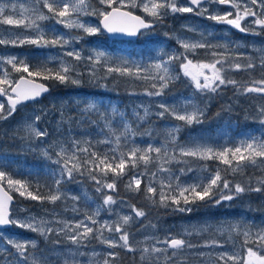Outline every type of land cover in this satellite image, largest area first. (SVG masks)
I'll return each mask as SVG.
<instances>
[{
	"label": "snow or ice",
	"instance_id": "obj_1",
	"mask_svg": "<svg viewBox=\"0 0 264 264\" xmlns=\"http://www.w3.org/2000/svg\"><path fill=\"white\" fill-rule=\"evenodd\" d=\"M101 5H107L111 11L99 12L91 7L90 0H0V25H8L17 28H24L35 33L34 36L20 37L14 33H9L8 37L0 38V45L22 46L24 44L36 45L37 47H61L73 45L82 39L80 36L65 38L63 35H55L47 38L42 27V22L56 19L59 24L67 28L82 30L86 35H94L101 30L109 33H122L129 36L143 34L153 28L154 23H162L169 13H194L199 16L223 23L238 29L241 32L249 31L242 27V21L252 17V24L264 31V0H245L240 3L237 0H187V6L181 5L179 0H130L132 8L140 7L143 12L151 18L145 20L141 16L134 15L131 11H121L120 8L111 7L114 0H99ZM27 5V6H26ZM227 5L233 11L220 14L217 10L209 13L208 6ZM124 0H120V7H124ZM45 10L46 13L45 14ZM235 13V15L233 14ZM7 13V14H6ZM99 15L102 17L101 26H92L81 19L83 16ZM19 17V18H15ZM195 31V29H189ZM259 35L260 32H253ZM209 35H211L209 33ZM199 40L180 39L179 44L184 49L182 53H166L161 51L160 58L147 65L131 60L123 55L113 56L105 51L93 50L92 54L83 57L79 51H68L67 57L73 58L74 62L85 60L89 65V76L91 79H103L106 76L116 74L121 77H131L142 79L151 83L152 91H148V96H162L165 89L171 83L179 79V75L174 70V62H180L183 75L188 77L198 94L215 93L221 86L237 85L238 82L231 79L228 73L232 71H249L256 67L264 68V48L253 49L258 54V60H254L251 54L237 52L233 55V47L229 43L213 45L208 43L203 33H200ZM237 49L239 45L235 46ZM197 49H209L213 59L210 62L193 63L188 59V55ZM215 49H222L216 51ZM167 56V59L163 57ZM183 57V60H181ZM245 60L246 63L237 61ZM11 67L12 72L22 73L18 80L10 79L7 67ZM78 65L66 62L63 59L59 62L56 71L49 69L42 64L35 70H31L27 58L17 56L0 57V96L6 99L5 103L0 102V120L11 117L18 105L30 100H36L43 93L48 91L44 84L37 83L34 78L55 79L62 84H79L80 80L74 78L80 73L77 72ZM102 69L104 77L97 74V69ZM47 73V75H45ZM24 74H27L26 76ZM243 93H258L264 95V79L252 81L250 86L243 87ZM83 103L80 113L90 124L97 121L90 119L92 115L99 117L103 127L99 129V134L104 139L98 140L97 144L109 146L108 150L100 153L92 150L91 140L80 141L72 138L69 141H57L54 145L43 150V155L59 167L51 172L53 186L47 195H39L24 181L15 180L4 170L8 165L5 158H0V228L16 226L21 229L37 233L41 237H47L52 232L63 234L76 246V251L69 250L61 257L62 264H83L80 257L87 254L80 252L85 241L97 239L101 244L107 245L109 249H123L128 252H138L141 264H187V260L178 254L184 251H191L197 247L189 239L181 237H191L207 233L210 229L220 236H226L231 242L234 235H242V248L244 255H239L238 250L231 254L227 251L217 254L215 260L220 264H264V227L253 230L251 224H241L240 222L220 223L217 225H190L183 229L179 236L171 234L162 239L156 236H145L142 240L130 239L129 227L133 217H145L143 209H137L132 205L133 215H120L114 222L107 220L100 221L101 208L107 206L108 210L117 201L113 195H103L102 203L94 212L84 213L83 220H48L27 214L21 218L14 217L10 211L12 196L7 189H14L20 196L31 200L47 201L55 204L60 200H72L78 203L80 196H69L61 190L65 182L75 179V175H85L90 177L97 185L96 191L103 194L104 190L116 189V179L126 174L128 169H136L143 166L145 172L149 173L148 183L145 186V198L154 205L163 207H173L180 212H191L189 205L197 202L211 203L218 206L223 202L231 201L246 192L264 191V179L256 181L257 186L253 187L251 181L245 184L229 181L227 176L221 175V169L210 171L207 161L218 160L223 165L232 170L233 173L240 172L248 166H260L257 162L264 163V135L260 137L248 136L241 139L234 147H216L210 143L192 140L187 143H178L179 127H172L163 130L160 135L162 140L156 144L149 143L145 147H140L135 143L138 135L151 136V132L138 133L116 106H111L110 110L101 111L102 102L76 101ZM206 107V106H205ZM205 107L187 99L179 104H160V111L156 115L164 118L171 116L178 121H182L185 126L202 123ZM144 115L135 113L137 120H144L149 115V109L143 108ZM260 123L264 125V107L258 108ZM120 117V122L114 127L115 117ZM60 124L64 123L61 112ZM41 116L33 117L32 122L23 124L24 136L19 138L28 142L38 141L48 136L47 130H40L36 123ZM71 119V118H69ZM58 149L52 160L50 152L52 148ZM84 159H81V157ZM202 162V163H201ZM196 163L194 169L192 164ZM173 164H183L178 168L181 175L198 172L192 183H181L180 176L172 171ZM149 165L155 166V171H151ZM75 174V175H74ZM108 174L113 176L112 182L106 179H97V176L106 178ZM144 173L133 175L127 188L132 191H140L141 177ZM6 182V183H5ZM159 188V191L157 190ZM38 190V186H37ZM87 199V196L85 195ZM184 205L181 207V205ZM28 212L27 209L23 210ZM74 213L80 212L78 207H72ZM56 225V227H53ZM155 227V226H153ZM108 232L106 237L104 233ZM0 264H50L49 258L38 250L36 240H17L15 237H7L0 234ZM58 243V242H57ZM162 245V246H161ZM251 245V246H249ZM235 249V244H232ZM200 247L215 248L224 247L219 241L213 239L205 241ZM169 253H171L169 255ZM97 253H92V259H87L86 264H117L120 258L119 252L108 251L102 259H95ZM209 253H199L201 258L209 256Z\"/></svg>",
	"mask_w": 264,
	"mask_h": 264
},
{
	"label": "rangeland",
	"instance_id": "obj_2",
	"mask_svg": "<svg viewBox=\"0 0 264 264\" xmlns=\"http://www.w3.org/2000/svg\"><path fill=\"white\" fill-rule=\"evenodd\" d=\"M20 3H23L24 0H19ZM91 7L99 12H105L109 11V7L107 5H101L99 3V0H90ZM130 0H124L125 6L123 8L129 9L134 12L141 13L142 16L150 20L151 18L148 16L147 13L143 12L142 8L136 7L132 8L129 5ZM237 2L243 3L245 0H237ZM137 3H139V0H137ZM179 3L181 5L187 6V0H179ZM27 6V5H26ZM112 6H118L120 7V0H114V3ZM111 6V7H112ZM209 13L213 12L214 10H217L220 14H223L227 11H233L229 6L227 5H211L208 6ZM7 14V13H6ZM45 14L46 10H45ZM235 15V13L233 12ZM169 15V14H168ZM166 15V16H168ZM207 14L205 16H199L194 13H175L174 18L177 20V22L180 25V28L178 30H175L172 33L173 40L175 41L176 45H173V43L168 44V36L167 31L161 30L162 34H158L157 30H148L143 32L146 35V39L144 41L140 40V43H133L131 41L127 40H117V39H110L107 35H105L104 31L101 30V32L94 34V35H86L82 30L79 29H71L67 28L62 24H59L56 19H50L48 21L42 22V27L47 35V38H52L55 35H63L65 38H71L80 36L82 39L76 41L73 45H67L63 48L61 47H40V50L34 49H23L25 45L22 46H11V45H0V57H9V56H17L21 58H27V61L30 65L31 70H35L37 66H40L42 64L46 65L47 68L52 69L53 71H56L59 68V62L61 59H63L66 62L75 63L73 61V58L67 57L66 53L68 51H79L81 52V55L83 57H87L92 54L93 50H99V51H105L107 53H111L113 56L123 55L131 60H135L137 62H140L142 64H149L152 62H155L158 58H160L161 51L166 53H182L184 49L180 46L179 40L180 39H190V40H199L200 33L204 34V37L208 43H211L213 45L216 44H224L229 43L234 51L233 55H235L237 52L244 53L245 55L251 54L253 56L254 60H258V54L253 51V49H261L264 48V31H261L258 27L254 26L252 24V17L246 18L244 21H242V27H245L246 29H249V31L241 32L238 29H235L234 27L223 24V23H217L213 20L206 18ZM19 18V17H15ZM83 21H85L87 24H90L92 26H101L100 25V19L101 16L99 15H88L81 17ZM189 29H195V31H190ZM236 31V35L231 36V33L233 31ZM14 33L17 36L24 37V36H34L35 33H33L31 30H26L24 28H17L13 26L8 25H0V38H5L9 36V33ZM253 32H260L259 35H254ZM209 33L211 35H209ZM160 35H163L161 37ZM165 40V41H164ZM239 45V48L237 49L235 46ZM14 47L20 48V49H13ZM202 49H197L192 55L199 53ZM216 51H222V49H215ZM204 54L207 55V59L205 60H195L193 59L192 55H188V59H191L193 63L197 62H210L213 57L211 55V51L209 49H204ZM164 59H167V56L163 57ZM181 60H183V57H181ZM85 61V60H84ZM244 60H239V62L243 64ZM180 62H174L175 72L182 73V69L180 68ZM77 72L80 73V75L74 77L80 80V76L84 73H87L89 75V65L88 62L85 61L84 63L77 64ZM3 67H7L10 73V79L17 80L18 78L15 77L14 72H12L11 67L8 65H3ZM260 67H256L255 69H258ZM102 69H97V74L102 72ZM104 72V71H103ZM260 73L264 75V68H260ZM186 77V76H185ZM187 82L191 86L190 94H182V92H174L173 94H169L164 92V95L162 96H148L146 94V89L148 91H152L151 83H154V81H144L142 79H135L131 78L134 82L143 85V89L140 90L139 93H136L137 95L131 98L130 104H129V111L132 113L133 117L135 113H139L140 116L144 115L143 108L149 109V115L150 114H156L160 111L159 105L160 104H166V105H173V104H179L187 99H191L193 102L199 104L201 107H204V105L200 102L201 98H203L202 95L205 96V94H198L196 93V90L194 89L190 79L188 77ZM54 81V82H53ZM51 81L52 83L56 84H62L59 81L53 79ZM81 82V80H80ZM65 84H72V83H65ZM168 89V88H167ZM165 89V90H167ZM141 94V95H140ZM199 95L201 98L199 99ZM69 97V98H68ZM73 99V105L75 108L80 111L81 108H83V103L77 104L76 101H89V100H95L102 102L101 111L104 110H110L111 106H116L118 108V105L120 101L111 99V97H93V96H85L84 94L80 93H67L63 94L59 90L53 91L49 96L48 100H42L40 102L35 103H28L25 105H22L20 107H17L16 112L9 117L8 119L2 120L0 123L1 129L5 132H10L18 136H24L25 133L23 131V124L26 122H32V119L34 116L43 114L45 116V124H50L52 128L50 129V133H48V136L45 138H41V140H34L31 142H28L26 148L28 149H34L40 151V153L43 154V150L46 148H49L50 145H54L57 141H69L72 138H75L76 140L85 141V140H91V145L97 144L96 142L98 140L104 139V136H101L99 134V129L103 127V123L99 121V117L96 115H92L90 117L91 120L97 121L96 124H93L90 128H82L81 131H78L75 129V127H71L69 131H65L62 124L59 123L61 121V112L63 113V120L64 122H70V117H67L66 115V103L68 102V99ZM234 100L236 102L240 101V97H234ZM0 102L5 103V108H7L6 99L4 97L0 96ZM119 109V108H118ZM120 112L124 113L125 118L128 120L126 116V112L119 109ZM205 112V111H204ZM54 115L58 116V121H55ZM83 117V116H82ZM134 117V118H135ZM129 121V120H128ZM120 122V117L117 116L114 119L113 126L115 127ZM172 127H175L174 123H171ZM223 124L215 129V130H202L195 134V136L184 142H191L192 140H200L201 142L210 143L216 147H222V146H228V147H234L241 139H244L248 136H256L260 137L264 135V125H250L246 124L245 127L239 128L240 130H234L229 129L226 126H222ZM36 126L40 129L41 128L40 122L38 121L36 123ZM159 140L156 138H152L148 135H142L135 138V143L139 145L140 147H145L147 144L152 143L156 144ZM101 145V148L97 150V152L103 153L108 150L109 146ZM88 147L89 145H83L82 147ZM58 151L57 148L53 147L50 155L52 156V160L56 159L55 152ZM0 158H5L9 163L7 167L4 168L6 172H8L13 179L15 180H21L26 182L27 184L31 182V179L35 180L39 186H43L45 188L50 189L52 187L51 182L47 180H51L50 178L51 172L55 169H57L59 166L52 163L51 160L47 159L46 161H50L51 164H53L55 167L54 169L50 168L49 165L45 166H39V167H27V166H17L15 164L14 157L8 154H2L0 153ZM260 166L258 169L263 173L264 177V163L257 162ZM172 171L175 173V175L180 176L181 183H192L195 181L196 177L198 175H201L198 172H192L188 175H181L178 171L172 169ZM127 173V170H126ZM133 175H137L135 173H129L128 181ZM124 176V175H123ZM6 183V182H5ZM70 186V187H68ZM65 187H62L61 190L66 192L69 196H80L81 199L78 203L71 201L70 205L67 206L61 205L60 207H53V208H45L41 206L39 209L36 208H30L28 205L16 203L13 206V216L21 218L27 214H33L37 217H43L48 220H68V221H74V220H83L84 219V213L87 212L88 214H91L95 211V209L102 203V197L98 196L99 194H95L93 188L89 189V186L81 180H76L73 184L68 185ZM11 192H16L14 189H8ZM159 191V188H157ZM18 193V192H17ZM85 195L87 196V199L85 198ZM243 198V201L241 200ZM264 200V198H263ZM117 203L111 206V209L108 210L107 206L104 208H101L99 220L100 221H109L114 222L118 219L120 215H133L131 206L133 205L129 200L127 199H117ZM251 199L246 196V193L241 194L240 196L234 198L233 200L229 201L230 203L223 202L222 204L218 206H213L211 203L208 205L204 204L203 208L198 207H189L192 208L193 213L191 216L183 217L180 219L176 224V234H171L173 236H179L183 229L190 226V225H203V224H209V225H217L220 223H233V222H240L243 224H251L253 225V230L257 228L264 227V209H262L261 213L256 215V207L254 203L251 204ZM228 203V204H227ZM264 203L262 201L261 205ZM78 207L80 209V212L74 213L72 211V207L74 206ZM231 204H233V207L236 208L237 212L233 213L231 211ZM184 205L182 204L181 207ZM251 206H254L255 209L251 211ZM136 207V206H135ZM137 208V207H136ZM27 209L28 212H25L23 210ZM138 209V208H137ZM219 212L222 214V218L220 219L217 217ZM140 217H133V221L131 222L132 227H129L130 232V239L132 240H142L145 236H156L159 238L165 237L160 230L157 227L153 226H144L141 228L142 225L138 226V221ZM53 227H56V225H53ZM135 227V228H134ZM18 229H21L19 227L13 226L12 228H7L4 230H0V234L7 237H15L17 240H36L38 242V250L42 251L50 260V264H62L61 257L64 253H67L69 250L76 251V246L72 245L71 242L67 239V237L63 234H59L57 232L50 233L46 238L41 237L37 235V233L32 232V235L30 233H27L26 235L19 233ZM27 231V230H26ZM104 235L107 237L109 235L108 232L105 231ZM169 235V234H168ZM212 236L216 238H222L225 240L224 247H215V248H206V247H200V245L204 244H194L197 245L196 248H194L191 251H184L183 253L178 254L181 258L187 260V264H220L219 261L215 260V257L217 254L222 252H229L230 254L234 250L239 251V255L243 256L244 253L242 250V241L243 236L242 235H234L231 242L227 241L226 236H220L215 233L214 230L210 229L207 233H201L200 235H192L194 236ZM191 237H181L185 239H191ZM50 238H54L58 240L57 242L49 243L48 240ZM98 241V240H97ZM64 242V243H63ZM235 244V249L233 248L232 244ZM3 242L0 241V246H2ZM193 244V243H192ZM162 246V245H161ZM251 246V245H249ZM116 251V249H109L107 245L104 244H94V239H91L89 241H85L84 245L79 248L80 252L86 253V257H80L83 264H86L87 259H92V253H97L98 255L95 257V259H102L104 255L108 251ZM118 250V248H117ZM209 253V256H206L204 258H201L199 256V253ZM171 253H169L170 255ZM175 264V262H173ZM229 264L231 262L229 261Z\"/></svg>",
	"mask_w": 264,
	"mask_h": 264
},
{
	"label": "trees",
	"instance_id": "obj_3",
	"mask_svg": "<svg viewBox=\"0 0 264 264\" xmlns=\"http://www.w3.org/2000/svg\"><path fill=\"white\" fill-rule=\"evenodd\" d=\"M140 13V11L138 12ZM180 28L179 23L174 18V14L169 13L168 16H165L162 23H156V26L153 28V30H157L158 34H162L161 30L167 31L168 36V46L171 45L170 43H173V45H176L175 41L173 40L172 33L175 30H178ZM152 30V29H151ZM106 35V34H105ZM236 35V31L234 30L231 33V36ZM163 37V35H160ZM146 35L143 33L139 36V38L136 41H131L135 44L140 43V40L144 41L146 39ZM165 41V40H164ZM13 49H20L14 47ZM23 49H29V50H40V47H37L36 45H25ZM204 49L199 51V53L192 55L193 59L195 60H205L207 59V55L204 54ZM84 63L85 61H79L76 62ZM178 62V61H176ZM239 62V61H237ZM247 61H243V63H246ZM240 63V62H239ZM242 63V62H241ZM177 66L176 64L174 65ZM179 75V79L171 83L167 90H165L166 93L173 94L174 92H182V94H190L191 86L187 82V78L179 72H176ZM22 73H15L14 75L16 78H18ZM27 75V74H24ZM47 75V73H45ZM100 77H104L105 73L102 71L98 74ZM228 76L231 79H234L238 82L237 85H227V86H221L217 92L206 94L201 98L199 95V99L201 98V103L205 107V112L202 117V123L200 124H193L191 126H185L182 121H178L174 119L171 116H165L164 118L158 117L156 114H150L148 117H146L144 120H137V118L133 117L132 113L129 111V102L131 98L136 96V93H139L140 90L143 89L142 83L138 84L134 82L131 77H121L116 74H112L109 76H106V78L103 79H91L90 76L87 73H84L80 76L81 82L79 84H56L52 83L53 79H43L41 77H36L39 80H42L46 83H48L51 86L52 92L59 90L63 94L67 93H80L84 94L85 96H93V97H111V99L120 101L118 108L122 111L126 112V116L130 123H132V126L138 131V133H145V132H151L152 138H156L159 141L162 140V136L160 133L167 129L172 128V124L174 123L175 127H179L180 131L178 133V143L183 144L184 142L192 139L195 134H197L200 131L204 130H215L217 129L221 123L228 127L229 129L234 130H240L239 128L245 127L246 124L250 125H261L260 123V116L258 114V108L264 107V95L258 94V93H243V87L250 86L252 81H258L260 79H264V75L260 73V68L253 69L249 71H232L228 73ZM54 82V81H53ZM142 88V89H141ZM50 95V94H49ZM48 95V96H49ZM141 95V94H140ZM48 96L45 97L43 100L47 101ZM240 97V101L236 102L234 100V97ZM69 98V97H68ZM66 115L67 117H70V122H64L62 125L65 129V131H69L71 127H75L76 130L81 131L82 128H90L93 126V124H90L87 122L85 117H82L80 111H78L75 106L73 105V99H68V102L66 103ZM55 121H58V116H53ZM2 120H0L1 123ZM40 125L43 130H47L48 133H50V129L52 126L50 124H45V116L41 114L40 119ZM222 125V126H223ZM248 126V125H246ZM142 136L138 135L137 137ZM20 136L15 135L10 132H5L1 129L0 126V153L2 154H8L14 157L15 164L17 166H27V167H39V166H45L49 165L50 168L54 169V165L51 164L50 161H46V157L40 153L38 150L34 149H28L25 145H27L28 141L22 140L19 138ZM92 150H99L101 148V145L93 144L89 145ZM81 159H84L82 156ZM202 163V162H201ZM207 166L210 171H215L217 168L221 169V175L227 176V179L229 181H233L236 183L245 184L247 181H251L252 186L256 187V181L258 179H264L262 171L258 169L256 166H248L243 168L240 172L233 173L230 168L223 165L218 160H211L207 161ZM172 169L177 170L178 168L184 167L183 164H173ZM192 167L195 169L197 167L196 163L192 164ZM149 168L151 171H155L154 165H149ZM129 173H144V176L141 177V185H140V191H132L127 188L128 184V177ZM190 174V173H188ZM187 174V175H188ZM75 175V174H74ZM148 176L149 173L145 172V169L143 166H140L136 169H128L127 173L124 176L119 177L116 179V189L115 191L112 190H104V195H113L114 199H127L129 200L133 205H135L138 209H143L146 212L145 217H140L138 221V226L142 225L144 226H155L157 227L160 232L167 236L168 234H176V224L177 222L182 219L183 217L191 216L193 213V210L189 212H180L173 209V207H163L159 205H154L150 203L145 198V186L148 183ZM51 180H47L51 182V185L53 184V177L50 176ZM34 179V178H33ZM31 179V182L28 183V185L31 187V189L36 192V194L39 195H47L49 189L45 188L43 186H39L35 180ZM97 179H106L107 182H112L113 176L111 174H108L106 178L97 176ZM76 180L84 181L88 186L89 189L94 190L95 194H99L100 197L101 193H98L96 191V183L88 177V175L85 173V175H75V179L70 182H65L62 187L68 186L73 184ZM38 186V190H37ZM53 186V185H52ZM70 187V186H68ZM16 198V203H21L28 205L30 208H36L39 209L41 206L45 208H53V207H60L61 205L67 204L70 205L71 201L68 200H60L57 201L55 204H52L50 202H43L31 200L29 198L20 196L19 193L13 192ZM246 196L250 198L251 204L257 205L256 209L254 206H251V211L253 209L256 210V215L261 213L262 209H264V203L261 205L263 198H264V191L262 192H246ZM243 201V198L241 199ZM210 203V202H209ZM209 203L205 202H197L196 204L190 205L191 207H200L203 208V205H208ZM228 203H230L228 201ZM227 203V204H228ZM231 211L233 213H236V208L233 207V204H231ZM220 219L222 218V214L219 212L217 215ZM16 227V226H15ZM132 227V226H130ZM17 228V227H16ZM135 228V227H134ZM19 233L26 235L27 233L32 234V232L26 231L24 229H18ZM36 235V234H32ZM38 235V234H37ZM217 240L220 243H224L225 240L222 238H216L212 236H194L189 239L191 243L193 244H202L205 241H211V240ZM58 242L57 239L50 238L48 240L49 243L52 242ZM64 243V242H63ZM94 244H101L97 239H94ZM116 252H119L120 258L117 261V264H141L139 259V253H132L128 252L123 249H116ZM264 254V253H262Z\"/></svg>",
	"mask_w": 264,
	"mask_h": 264
},
{
	"label": "water",
	"instance_id": "obj_4",
	"mask_svg": "<svg viewBox=\"0 0 264 264\" xmlns=\"http://www.w3.org/2000/svg\"><path fill=\"white\" fill-rule=\"evenodd\" d=\"M116 8H120V10L121 11H131V10H129V9H126V8H121V7H116ZM109 11H111V9L109 10ZM134 15H136V16H141L143 19H145V20H147L145 17H143L141 14H139V13H136V12H134V11H131ZM101 21H102V17H101V19H100V25H101ZM154 26H155V23H154ZM153 26V27H154ZM103 30V29H102ZM106 34H107V36L109 37V38H111V39H124V40H136V39H138L139 38V36H140V34H138V35H136V36H129V35H126V34H122V33H109V32H107L106 30H103ZM142 31H144V30H142ZM19 79V78H18ZM35 80H36V82L37 83H40V84H44L47 88H48V91L46 92V93H43L40 97H38L36 100H30V101H26V102H24V103H22L21 105H24V104H27V103H30V102H35V101H40V100H42L44 97H46V96H48L50 93H51V91H52V89H51V86L48 84V83H46V82H44V81H41V80H39V79H36V78H34ZM18 106H20V105H18ZM6 191H8V194L9 195H11L12 196V202H11V204H10V206H9V208H10V211H11V213H12V215H13V206H14V204H16V198H15V195L10 191V190H8L7 188H6ZM12 226H9V227H4V228H0V230H2V229H7V228H11Z\"/></svg>",
	"mask_w": 264,
	"mask_h": 264
},
{
	"label": "bare ground",
	"instance_id": "obj_5",
	"mask_svg": "<svg viewBox=\"0 0 264 264\" xmlns=\"http://www.w3.org/2000/svg\"><path fill=\"white\" fill-rule=\"evenodd\" d=\"M51 93H52V91H51ZM51 93H50V94H51ZM41 101H42V100H41Z\"/></svg>",
	"mask_w": 264,
	"mask_h": 264
},
{
	"label": "flooded vegetation",
	"instance_id": "obj_6",
	"mask_svg": "<svg viewBox=\"0 0 264 264\" xmlns=\"http://www.w3.org/2000/svg\"><path fill=\"white\" fill-rule=\"evenodd\" d=\"M113 7V6H112ZM110 8V7H109ZM111 9V8H110Z\"/></svg>",
	"mask_w": 264,
	"mask_h": 264
}]
</instances>
